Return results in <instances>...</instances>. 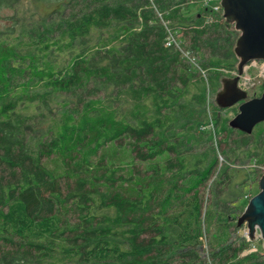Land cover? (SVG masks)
Here are the masks:
<instances>
[{
	"label": "trees",
	"instance_id": "16d2710c",
	"mask_svg": "<svg viewBox=\"0 0 264 264\" xmlns=\"http://www.w3.org/2000/svg\"><path fill=\"white\" fill-rule=\"evenodd\" d=\"M193 1L0 16V264H264L236 224L253 169L236 164L258 162L264 130L195 125L237 68L238 31Z\"/></svg>",
	"mask_w": 264,
	"mask_h": 264
},
{
	"label": "water",
	"instance_id": "95a60500",
	"mask_svg": "<svg viewBox=\"0 0 264 264\" xmlns=\"http://www.w3.org/2000/svg\"><path fill=\"white\" fill-rule=\"evenodd\" d=\"M220 4L224 17L228 21L233 20L240 32L233 50L239 58L236 65L238 74H241L247 60L264 59V0H221ZM238 74L223 79L216 102L225 107L237 102L238 110L229 120V125L247 133L264 120V89L259 96L249 97L246 91L238 88ZM257 183L258 192L250 196L236 224H246L249 238L255 230L259 231L264 243V175Z\"/></svg>",
	"mask_w": 264,
	"mask_h": 264
},
{
	"label": "rangeland",
	"instance_id": "374dc122",
	"mask_svg": "<svg viewBox=\"0 0 264 264\" xmlns=\"http://www.w3.org/2000/svg\"><path fill=\"white\" fill-rule=\"evenodd\" d=\"M53 1L55 3L56 0H50V3L51 2L53 3ZM220 1L221 0H211L210 2L208 1L207 4L215 2V4L219 5V8H217V9H220V11L222 12V6L220 4ZM202 4L205 5V1L196 2V3H195V1H193V3H190L189 10L190 11H196L197 9H199L202 6ZM15 7H16L15 10L10 9L9 7H3V9L0 10V16L3 17L4 15H6L8 13L15 14V12H16L15 16H16L17 20L23 22L24 24H27V23H30L32 20L35 21L34 19H37L38 14H40V11L42 10V9L37 10L36 6H34L30 2V0H20L17 2ZM222 14H223V12H222ZM223 16H224V14H223ZM225 20H226V25L228 27L229 26L235 27V25L233 24V20L228 21L226 18H225ZM7 23H9L7 21V19L3 20L1 18L0 19V28H4V26ZM237 31L239 34L240 33L239 30H237ZM221 72H222V74H221L222 80L224 78L225 79L231 78V76H233L234 74H238L237 68H234V69L232 68L231 70H228V69L224 70L223 69V70H221ZM241 77L249 78V80L245 79V80H248L249 83L251 84V86H248L245 90L248 93L249 97L257 96L262 92L261 88H262V86H264V77H263V73H261L258 65L256 67H254V65L248 64V66L244 67L242 73L239 74L237 83L244 80V79L242 80ZM222 86H223V81H222L221 86L219 88L221 89ZM219 88L217 91H219ZM217 95H218V92H216V93L209 92V95H208L209 101H208V104H206V106H207L206 114L203 116V118H202L203 120L200 123L195 124L196 127L201 128V126L207 124L208 121L212 122V129L210 127V130H211V132H213V134L215 133L214 131H216L218 129V127H216V125H215V119H214L215 117H219L221 119L226 118V119L230 120L231 117L233 116V114L236 113V111L238 110L237 102L233 103L232 106H228V107H225L223 105L218 104L216 102L217 101ZM261 130H264V120L260 121L258 124H256L255 126H253L251 128V131L254 133L255 136H256V134L258 135ZM113 151H114L113 149L111 152L109 150H107V152H110V154ZM257 152L258 153H257L256 158H258L257 159L258 162L254 161V159H252L249 162H247V165L245 164L242 166L240 164H236V166L242 167L241 168L242 170H245V168H253L250 170L249 180L244 181L243 186H242V193H240V196H239V200L244 204V206H246L250 196L253 193L255 194L256 192H258L259 187H258V184L256 183V181H258V179H260L262 177V175H264V162H259V159L264 157V153H263L264 152V145L262 147L260 146V148H258ZM123 157H120V160H122V162L124 161V163H125L124 165H128L129 162L127 161V159H122ZM218 158L220 160H223V162L226 161L220 155H218ZM44 163L48 167L50 166V167L54 168L55 171L59 170V164H57V161L55 160L54 157L52 159H46ZM130 187H131V184L129 183V184H126L124 186V189L129 191ZM225 195H226V193H225ZM244 206L242 208H240V210H239L240 213L243 211ZM203 210H202V212H203ZM239 226H240L239 233H241L244 236V233L247 231L246 224L241 222V223H239ZM258 232L259 231L255 230L253 236L251 238L246 237V239L252 240V242H253V244L250 246V249H257L264 254V249H263L264 243H263L261 236H259Z\"/></svg>",
	"mask_w": 264,
	"mask_h": 264
},
{
	"label": "built area",
	"instance_id": "2783aa9c",
	"mask_svg": "<svg viewBox=\"0 0 264 264\" xmlns=\"http://www.w3.org/2000/svg\"><path fill=\"white\" fill-rule=\"evenodd\" d=\"M203 1H205V4H207V2L208 1L210 2L211 0H203ZM217 8H219V5L215 4L213 6V9L216 10ZM168 41H170V42L172 41V42L176 43V41L174 40V38H172L171 36L168 37ZM248 64L254 65V67H256L258 65L259 66V69H260L261 73H263V77H264V59L263 58H257V59L247 60L244 63L243 69H244V67L248 66ZM238 77H239V74H238ZM241 78H242V80L243 79L244 80L243 81L240 80L241 82L238 83V88L245 91L248 86H251V84L248 81L249 78H246V77H241ZM245 79H248V80H245ZM210 127L212 129V122L208 121L207 124L201 126V129H207V128H210ZM247 233H248L247 231L244 233V236L245 237H247Z\"/></svg>",
	"mask_w": 264,
	"mask_h": 264
},
{
	"label": "flooded vegetation",
	"instance_id": "af4514ba",
	"mask_svg": "<svg viewBox=\"0 0 264 264\" xmlns=\"http://www.w3.org/2000/svg\"><path fill=\"white\" fill-rule=\"evenodd\" d=\"M263 89H264V86H262L261 90L263 91ZM257 96H259V95H257ZM252 97H256V96H252ZM256 183H257V181H256ZM257 184H258V183H257Z\"/></svg>",
	"mask_w": 264,
	"mask_h": 264
}]
</instances>
